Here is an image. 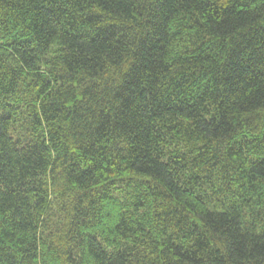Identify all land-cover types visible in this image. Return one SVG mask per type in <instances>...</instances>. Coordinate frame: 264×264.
Returning <instances> with one entry per match:
<instances>
[{
	"label": "trees",
	"instance_id": "trees-1",
	"mask_svg": "<svg viewBox=\"0 0 264 264\" xmlns=\"http://www.w3.org/2000/svg\"><path fill=\"white\" fill-rule=\"evenodd\" d=\"M0 264H264V0H0Z\"/></svg>",
	"mask_w": 264,
	"mask_h": 264
}]
</instances>
